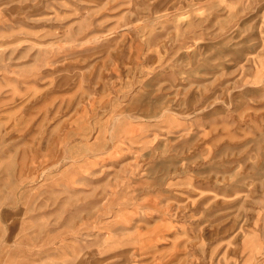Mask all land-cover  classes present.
I'll return each mask as SVG.
<instances>
[{
    "label": "rangeland",
    "instance_id": "374dc122",
    "mask_svg": "<svg viewBox=\"0 0 264 264\" xmlns=\"http://www.w3.org/2000/svg\"><path fill=\"white\" fill-rule=\"evenodd\" d=\"M0 264H264V0H0Z\"/></svg>",
    "mask_w": 264,
    "mask_h": 264
},
{
    "label": "bare ground",
    "instance_id": "6f19581e",
    "mask_svg": "<svg viewBox=\"0 0 264 264\" xmlns=\"http://www.w3.org/2000/svg\"><path fill=\"white\" fill-rule=\"evenodd\" d=\"M245 43H246V42H245ZM241 44H242V43H241ZM223 45H224V44H223ZM221 46H222V45H221ZM241 49H242V48H241ZM241 49H240V50H241ZM210 51H211V50H210ZM233 51H234V49H233ZM239 52H240V51H239ZM242 52H243V51H242ZM242 52H241V53H242ZM243 53H244V52H243ZM224 55H225V54H224ZM204 67H205V66H204ZM205 68H206V67H205Z\"/></svg>",
    "mask_w": 264,
    "mask_h": 264
}]
</instances>
